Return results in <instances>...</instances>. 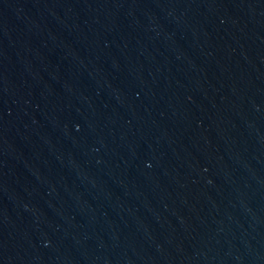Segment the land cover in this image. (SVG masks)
<instances>
[{"label":"water","instance_id":"obj_1","mask_svg":"<svg viewBox=\"0 0 264 264\" xmlns=\"http://www.w3.org/2000/svg\"><path fill=\"white\" fill-rule=\"evenodd\" d=\"M0 264H264V0H0Z\"/></svg>","mask_w":264,"mask_h":264}]
</instances>
